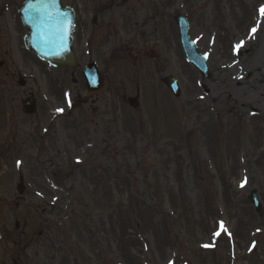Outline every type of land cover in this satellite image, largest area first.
Segmentation results:
<instances>
[{
	"label": "rangeland",
	"instance_id": "1",
	"mask_svg": "<svg viewBox=\"0 0 264 264\" xmlns=\"http://www.w3.org/2000/svg\"><path fill=\"white\" fill-rule=\"evenodd\" d=\"M125 1L97 0L113 25L93 47L106 78L97 95L85 94L80 69L73 84L30 55L20 70L37 103L24 116L7 91L22 89L0 79V140L7 116L20 121L16 148L0 160V264L17 248L24 264H264V104L236 85L264 93V0H204V12L199 0ZM176 14L189 15L212 77L185 61Z\"/></svg>",
	"mask_w": 264,
	"mask_h": 264
},
{
	"label": "flooded vegetation",
	"instance_id": "2",
	"mask_svg": "<svg viewBox=\"0 0 264 264\" xmlns=\"http://www.w3.org/2000/svg\"><path fill=\"white\" fill-rule=\"evenodd\" d=\"M193 1V0H189ZM196 9L198 12H204L207 8V3L203 2L204 0H199ZM121 5L126 3L125 0H120ZM217 3H215L216 6ZM64 6L71 7L74 16V31H73V48L75 53V59L77 66L73 69H60L67 70L70 72V79L72 83H75L74 74L76 69H80L89 62H94L97 65L96 55L93 50V47L96 48V51H99V48L103 46L105 41L112 36L111 28L113 25H110V22L106 20L103 16V7L97 0H68L64 1ZM17 7L15 0L6 1L0 5V79L4 82L9 78L11 84L16 81L18 88L21 90L20 95L17 91L13 89L7 90L9 93V102H14L16 99L20 103H23L26 100H35L36 97L33 96L31 92L26 91L24 89L27 85V78L21 76V68H24L26 65V61L28 60L30 54L24 49L23 46V37L25 34V30L21 25V22L17 15ZM146 21L152 22V16L149 15L146 18ZM187 21L190 25V17L187 16ZM120 25L124 26L123 16H120ZM115 33V32H114ZM104 38V40H103ZM100 40V42H99ZM96 43H100V47L96 46ZM114 43V42H112ZM121 53H125V50L120 48ZM103 53V52H102ZM113 53L108 57L110 59L113 58ZM148 57L151 55L150 50L147 52ZM105 58V55L103 53ZM132 60L135 62L139 59L138 54H134L131 56ZM16 63V64H15ZM43 63V62H41ZM45 64V63H43ZM82 65V67H79ZM47 67V65L45 64ZM101 78L105 82L106 78L104 74H100ZM211 77V76H210ZM1 88L3 89L4 83H0ZM137 93V92H136ZM81 99L76 100L72 104L71 107H76ZM97 111L95 110V113ZM10 115V113H9ZM71 113H59V118H67ZM11 116V115H10ZM10 116H7V128L4 129L6 136H3L0 140V160L6 157L12 150L16 148V145L13 144V139L17 131V124H20V121L14 122ZM32 116V115H26ZM2 128H4L2 126ZM14 134V135H13ZM23 181V178H21ZM25 190V189H24ZM24 192V191H23ZM23 195V194H22ZM18 197V198H22ZM18 202V201H17ZM16 202V203H17ZM19 203V202H18ZM7 234V232H6ZM3 237V233L0 236V240ZM8 235H6L5 240H7ZM11 240V238H10ZM15 243V242H14ZM12 244V242H11ZM12 245H18V242ZM12 249V248H11ZM13 255H9L8 251L6 252V256L8 259L7 262L3 264H24L25 263V252L23 248H17Z\"/></svg>",
	"mask_w": 264,
	"mask_h": 264
},
{
	"label": "water",
	"instance_id": "3",
	"mask_svg": "<svg viewBox=\"0 0 264 264\" xmlns=\"http://www.w3.org/2000/svg\"><path fill=\"white\" fill-rule=\"evenodd\" d=\"M18 14L27 31L23 39L26 50L53 67L74 66L71 44L73 15L69 7H62L59 0H24L18 8ZM174 20L178 26L179 41L186 60L192 63L200 74L208 77L205 57L197 52L194 42L189 40L187 21L180 15H176ZM82 76L87 94L97 93L103 87V82L93 65L85 66ZM163 82L175 96L179 95L177 83L171 76L165 77ZM128 101L130 105L133 103L132 99ZM33 109V101L23 106V112L27 114H31ZM17 190L22 192L21 183ZM248 198L254 210L259 211L260 203L254 190Z\"/></svg>",
	"mask_w": 264,
	"mask_h": 264
},
{
	"label": "bare ground",
	"instance_id": "4",
	"mask_svg": "<svg viewBox=\"0 0 264 264\" xmlns=\"http://www.w3.org/2000/svg\"><path fill=\"white\" fill-rule=\"evenodd\" d=\"M260 49L259 47L255 49L254 53H253V61L251 64H256V63H259L260 62ZM236 85L238 86L237 88L239 89L238 92L240 93V96L242 97H245L247 95H253L254 96V99L256 101L259 102V99L262 100V103L264 104V100H263V97H264V93H262L258 88H253L252 91H247V87H248V81L246 79H243V80H238L236 81ZM255 101V103H256ZM261 104V106L263 105Z\"/></svg>",
	"mask_w": 264,
	"mask_h": 264
},
{
	"label": "snow or ice",
	"instance_id": "5",
	"mask_svg": "<svg viewBox=\"0 0 264 264\" xmlns=\"http://www.w3.org/2000/svg\"><path fill=\"white\" fill-rule=\"evenodd\" d=\"M259 11H260V14L262 15V16H264V5H262L261 7H260V9H259ZM257 30V28L256 27H253L252 29H251V31L254 33L255 31ZM243 41H241L239 44H237L235 47L237 48V49H239L240 47H242V45H243ZM58 111H62V109H58ZM245 182H246V180H245ZM241 186L243 187V183L241 184ZM219 233H217V235H218Z\"/></svg>",
	"mask_w": 264,
	"mask_h": 264
}]
</instances>
